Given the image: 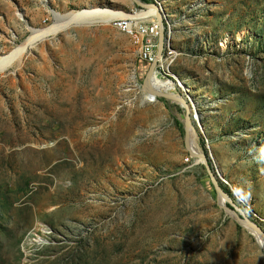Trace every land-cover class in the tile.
Wrapping results in <instances>:
<instances>
[{
    "label": "rangeland",
    "instance_id": "obj_1",
    "mask_svg": "<svg viewBox=\"0 0 264 264\" xmlns=\"http://www.w3.org/2000/svg\"><path fill=\"white\" fill-rule=\"evenodd\" d=\"M149 1L177 53L160 74L191 89L170 80L198 113L196 146L264 233V0ZM92 9L147 12L0 0V57L56 26L53 13ZM141 56L110 23L51 35L0 75V264H264L190 157L183 109L144 97Z\"/></svg>",
    "mask_w": 264,
    "mask_h": 264
},
{
    "label": "bare ground",
    "instance_id": "obj_2",
    "mask_svg": "<svg viewBox=\"0 0 264 264\" xmlns=\"http://www.w3.org/2000/svg\"><path fill=\"white\" fill-rule=\"evenodd\" d=\"M158 8H160V12L154 9H149L147 12L136 14V15H129L119 12H109L104 10H98V9H92L91 11H88L83 14L75 15L72 14L66 19H62L58 14L53 13L54 17L57 19V25L53 28L49 29H43L39 33H33L32 37L28 39L20 48H15L11 53H8L6 56L0 57V75L8 72L12 67L14 68V65L17 66L19 62L22 60V58L26 55V52L29 50V48L34 47L37 44H40L41 42H45L51 35H58V34H67L71 29L73 28H81V30H87L91 27L95 26H103L106 27L107 24L112 23L115 20H132L137 23H147V22H155L156 19H158L159 13L162 15L161 20L168 22L169 27L171 29L172 23L169 22V19L167 18V15L164 13L163 9L160 7V4L158 2L156 3ZM20 18H23V15H20ZM115 25V24H114ZM116 26V25H115ZM122 34L125 36L134 39L137 43L141 42V38H136L132 31L129 29H126L123 26H116ZM80 30V29H78ZM170 36V34L168 35ZM225 43L221 46L222 48L225 47ZM177 57V53L173 52L171 48L168 46V43H166L164 56L162 58V61L160 62V69L166 65V68L169 69V67L172 65V59H175ZM142 58V56H141ZM162 70V69H161ZM172 77H175L171 75ZM167 79L160 78V75L155 72L150 79L149 86L152 92H156L159 95H167L171 96L174 95L177 90L173 88L172 82L177 84V81L180 83L177 77H175L174 80L172 79L169 74L166 77ZM172 82H171V81ZM133 82L135 83V79H133ZM181 87L183 88V94L187 97V92L191 89L186 87H183L182 83H180ZM144 97L149 102L156 101L155 96H151L147 93V91H143ZM199 116L196 110L193 111V123H197L199 125ZM201 126V125H200ZM201 130L203 131V128L201 126ZM190 134V143H189V149L190 151L196 153L198 155L199 148L196 146L194 142V137L192 135V129L189 130ZM199 159H195V164L198 163ZM202 163L203 161L200 160ZM188 162V161H187ZM228 200L226 198H220L219 200V207L228 219L233 221L235 224H237L239 227L243 228L244 231L248 232V230L243 227L242 224L238 222L235 216H233L230 212L227 211V207L225 203ZM249 233V232H248ZM250 234V233H249ZM254 239L258 242L260 247L264 249V241L260 239L258 236H254Z\"/></svg>",
    "mask_w": 264,
    "mask_h": 264
},
{
    "label": "water",
    "instance_id": "obj_3",
    "mask_svg": "<svg viewBox=\"0 0 264 264\" xmlns=\"http://www.w3.org/2000/svg\"><path fill=\"white\" fill-rule=\"evenodd\" d=\"M133 2L140 9H143V10L154 9V10H157L160 12V8H158L156 5H145L140 0H133ZM161 16L162 15L159 13V16L157 19V22H158L159 27H160V43H159V51H158V62L156 64H154L149 69L147 78H146L145 83H144V90L147 91V93L149 95L155 96V98L158 100L175 104V105H177L183 109V111H184V143H185V147H186L190 157L193 160L199 159V160L203 161L202 164L205 167L208 176L210 177V180H211V182H212V184L216 190V193L218 195L219 200H220V198L228 199V202L226 204L227 211L236 217L238 222L240 224H242L243 227H245L248 230V232L252 235V237H254L256 235L264 241V233L248 217V214L250 212L243 210V209H238L237 206L231 201L227 192L221 186V183H220V181H219V179H218V177L214 171V167H212V165L210 163L208 156L203 151H201L200 149H199L198 155L196 153L190 151V149H189V143H190L189 130L190 129L195 130L193 119H192L193 118V107L191 106V104L184 98V96L182 94L176 93V94L171 95V96L159 95L156 92H152L150 89L149 82H150L151 76L157 71V69L159 67V62L164 56L166 43L168 42V35L165 32L164 23H163V20H161ZM218 205H219V201H218Z\"/></svg>",
    "mask_w": 264,
    "mask_h": 264
},
{
    "label": "built area",
    "instance_id": "obj_4",
    "mask_svg": "<svg viewBox=\"0 0 264 264\" xmlns=\"http://www.w3.org/2000/svg\"><path fill=\"white\" fill-rule=\"evenodd\" d=\"M136 14L137 13H133L132 15H136ZM111 24H115L116 26H123L126 29L132 31L136 38H141L142 40V58L140 59L141 62H143L150 68L158 62L160 27L157 22V19L155 22L151 21L147 23H137L132 20H115ZM161 61L162 59L160 60V62ZM160 62L156 72L160 75V78L162 79V76L160 74Z\"/></svg>",
    "mask_w": 264,
    "mask_h": 264
},
{
    "label": "trees",
    "instance_id": "obj_5",
    "mask_svg": "<svg viewBox=\"0 0 264 264\" xmlns=\"http://www.w3.org/2000/svg\"><path fill=\"white\" fill-rule=\"evenodd\" d=\"M141 2H142L143 4H145V5H150V4H149V3H150L149 0H141ZM139 69H140V70H139L140 78H142V79H146L150 67L147 66L146 64H144L143 62H140V68H139ZM201 147H202V149H203V152L206 154V151L204 150L205 148H204V144H203V142H202V144H201ZM211 184H212V183H211ZM212 187H213V189L215 190L213 184H212ZM225 191H226V190H225ZM215 192H216V190H215ZM226 192H227V191H226ZM227 194H228V192H227ZM228 195H229V194H228Z\"/></svg>",
    "mask_w": 264,
    "mask_h": 264
},
{
    "label": "clouds",
    "instance_id": "obj_6",
    "mask_svg": "<svg viewBox=\"0 0 264 264\" xmlns=\"http://www.w3.org/2000/svg\"><path fill=\"white\" fill-rule=\"evenodd\" d=\"M195 127V126H194Z\"/></svg>",
    "mask_w": 264,
    "mask_h": 264
}]
</instances>
